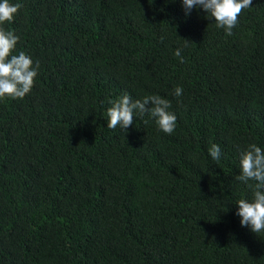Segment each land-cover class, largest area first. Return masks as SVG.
Returning <instances> with one entry per match:
<instances>
[{
  "label": "trees",
  "instance_id": "obj_1",
  "mask_svg": "<svg viewBox=\"0 0 264 264\" xmlns=\"http://www.w3.org/2000/svg\"><path fill=\"white\" fill-rule=\"evenodd\" d=\"M10 2L2 27L40 69L0 100V264H264L236 215L240 153L264 149V0L230 36L182 0ZM125 94L170 100L175 131L108 129Z\"/></svg>",
  "mask_w": 264,
  "mask_h": 264
},
{
  "label": "clouds",
  "instance_id": "obj_2",
  "mask_svg": "<svg viewBox=\"0 0 264 264\" xmlns=\"http://www.w3.org/2000/svg\"><path fill=\"white\" fill-rule=\"evenodd\" d=\"M185 16L194 9H202L207 18H214L216 27L223 29L226 35H232L233 29L239 24V17L243 10L252 5V0H182ZM22 8L20 3L10 0H0V100L24 99L35 87L36 78L40 69V62L33 61L32 57L24 51L16 53L20 37L14 30H6L2 25L13 23ZM174 55L184 62L181 49ZM183 94L181 87L174 89V96ZM111 105L107 108L106 115L108 129L119 127L125 132L134 124L137 116L147 115L154 119L158 129L165 134H172L177 124L176 115L170 111L171 101L160 95H149L142 99H133L125 94L115 100H109ZM212 160L219 161L222 152L218 144H212L208 149ZM240 173L236 179L248 184L252 188V199L237 201L241 226L250 227L257 235L264 233V149L255 143L240 153Z\"/></svg>",
  "mask_w": 264,
  "mask_h": 264
}]
</instances>
